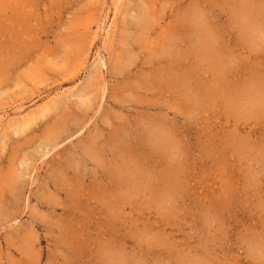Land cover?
Listing matches in <instances>:
<instances>
[{
  "label": "rangeland",
  "instance_id": "rangeland-1",
  "mask_svg": "<svg viewBox=\"0 0 264 264\" xmlns=\"http://www.w3.org/2000/svg\"><path fill=\"white\" fill-rule=\"evenodd\" d=\"M0 264H264V0H0Z\"/></svg>",
  "mask_w": 264,
  "mask_h": 264
}]
</instances>
